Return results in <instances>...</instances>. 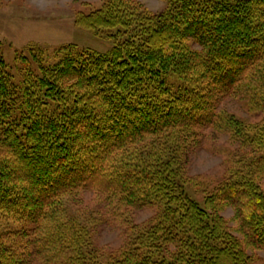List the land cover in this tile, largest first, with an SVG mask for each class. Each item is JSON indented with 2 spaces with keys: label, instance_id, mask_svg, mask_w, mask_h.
Masks as SVG:
<instances>
[{
  "label": "trees",
  "instance_id": "obj_1",
  "mask_svg": "<svg viewBox=\"0 0 264 264\" xmlns=\"http://www.w3.org/2000/svg\"><path fill=\"white\" fill-rule=\"evenodd\" d=\"M166 4L78 13L77 27L115 29L106 52L62 46L48 63L31 48L36 67L18 56L17 82L0 61V217L21 227L0 232V264H96L101 218L68 206L84 192L123 213L155 209L106 264H248V248L264 252V152L202 204L183 187L200 129L230 135L238 163L264 150V0ZM226 99L259 122L221 112Z\"/></svg>",
  "mask_w": 264,
  "mask_h": 264
},
{
  "label": "rangeland",
  "instance_id": "obj_2",
  "mask_svg": "<svg viewBox=\"0 0 264 264\" xmlns=\"http://www.w3.org/2000/svg\"><path fill=\"white\" fill-rule=\"evenodd\" d=\"M132 1L142 10L151 13H160L167 6L166 0ZM101 4L102 0H0V61L13 76V80L15 82L21 80L23 61L18 56L30 60L31 66L35 69L31 48L42 49L45 52L43 60L48 63L56 60L55 55H58L57 52L62 46L75 45L79 49L108 51L113 45L115 29H100L94 32L74 25V18L78 13H88L98 9ZM169 82L172 88L181 85L174 76H170ZM220 110L226 115H234L244 120L245 123L259 122L249 115L236 99L224 100ZM199 133L202 137L200 145L187 156L184 174L186 182L183 183V187L190 198L202 204L204 197L222 179L235 178L241 176V173L246 174L249 163L255 157L262 156L264 150L238 163L235 157L237 145L230 135L215 133L210 129H200ZM261 185L264 189V179ZM68 206L77 216L84 212H93L101 218L95 228L94 237L95 248L102 251L97 254L96 264H106L110 252L123 246L125 240L122 232L128 225L143 223L155 213L153 207L123 213V209L116 210L114 206H107L91 192L82 193L74 205ZM232 213L231 208H228L223 212V216L230 218ZM230 225L232 228L236 226L233 222ZM20 228L19 223L4 216L0 217V232L16 231ZM247 252L253 253L257 258L248 264H264V252L250 248Z\"/></svg>",
  "mask_w": 264,
  "mask_h": 264
}]
</instances>
